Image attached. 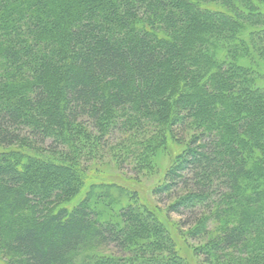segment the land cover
Masks as SVG:
<instances>
[{
    "label": "trees",
    "instance_id": "obj_1",
    "mask_svg": "<svg viewBox=\"0 0 264 264\" xmlns=\"http://www.w3.org/2000/svg\"><path fill=\"white\" fill-rule=\"evenodd\" d=\"M259 61L264 0H0V264H187L89 176L110 140L137 174L180 150L154 195L203 264H264Z\"/></svg>",
    "mask_w": 264,
    "mask_h": 264
},
{
    "label": "rangeland",
    "instance_id": "obj_2",
    "mask_svg": "<svg viewBox=\"0 0 264 264\" xmlns=\"http://www.w3.org/2000/svg\"><path fill=\"white\" fill-rule=\"evenodd\" d=\"M259 62V65H261V68L258 69L261 76L260 80L262 84H264V62ZM190 134L191 132H188L187 137H189ZM116 144L117 142H112V140L108 142L104 141L103 145H105V149H98L100 152L105 150L104 154L91 158L87 156L86 159L88 161L85 162V166L88 168L87 172L89 176L92 179L116 183L137 191L145 204L160 213L162 220L166 226L170 228L172 235L175 237L176 242L182 250V255L187 261V264H203L196 250L198 245L205 240H198V237H191L187 232V228L183 227L182 224L180 227L179 216L166 213L167 198L162 197V199L159 200L154 195L155 188L163 182L166 170L175 160L176 153H179L180 150L175 152L177 149L173 148L170 154L163 155L160 161V168L156 171L149 174H137L131 164L135 162V165H137L139 159H124L123 156L127 155L128 152H124V154L121 152L117 155L115 152ZM94 151L96 152L97 150L95 149ZM120 159H123L127 164L120 166V164H118Z\"/></svg>",
    "mask_w": 264,
    "mask_h": 264
}]
</instances>
